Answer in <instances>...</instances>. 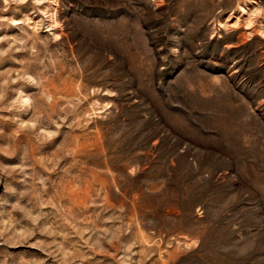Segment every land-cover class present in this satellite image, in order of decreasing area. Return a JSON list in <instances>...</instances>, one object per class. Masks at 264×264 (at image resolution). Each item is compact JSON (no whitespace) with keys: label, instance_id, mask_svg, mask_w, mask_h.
Masks as SVG:
<instances>
[{"label":"rangeland","instance_id":"rangeland-1","mask_svg":"<svg viewBox=\"0 0 264 264\" xmlns=\"http://www.w3.org/2000/svg\"><path fill=\"white\" fill-rule=\"evenodd\" d=\"M0 264H264V0H0Z\"/></svg>","mask_w":264,"mask_h":264}]
</instances>
